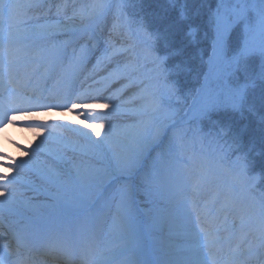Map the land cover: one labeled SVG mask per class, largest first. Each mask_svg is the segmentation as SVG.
<instances>
[{
	"label": "snow or ice",
	"instance_id": "snow-or-ice-1",
	"mask_svg": "<svg viewBox=\"0 0 264 264\" xmlns=\"http://www.w3.org/2000/svg\"><path fill=\"white\" fill-rule=\"evenodd\" d=\"M113 7L83 0L71 15L66 5L43 15L44 0H0V223L11 220L0 229V264H31L40 247L79 255L80 264L258 261L264 152L255 153L257 161L232 120L258 115L264 132V0H217L214 8L205 0H163L153 22L134 4L122 2L116 15ZM110 17L115 23L105 40ZM201 33L207 72L201 68L200 87L186 94L193 68L169 64L182 51L172 41L198 47ZM142 60L155 75L141 72L134 80ZM90 64L88 86L78 90ZM211 81L222 87L212 89ZM131 86L136 90L128 95ZM57 112L75 115L97 139L75 126L40 122ZM16 127L34 137L29 148L16 145L19 157L4 140ZM57 133L82 139L79 155L90 153L93 163L68 160L69 145ZM36 181L48 187L40 206L25 198ZM138 201L164 206L158 222L170 243L162 260L145 258Z\"/></svg>",
	"mask_w": 264,
	"mask_h": 264
},
{
	"label": "bare ground",
	"instance_id": "bare-ground-1",
	"mask_svg": "<svg viewBox=\"0 0 264 264\" xmlns=\"http://www.w3.org/2000/svg\"><path fill=\"white\" fill-rule=\"evenodd\" d=\"M81 131H82V130H81ZM84 131L89 132V134L93 136V134L91 133V130H90V129H85ZM67 136H70V134H67ZM65 140H67V139H65ZM73 145L76 146V148L79 150V147H80L81 145H83V144H82L81 142H79V141H76V142H73ZM68 160L71 161V160H74V159H70V158H69ZM84 161H85V159H83V158H79V163H83ZM74 162L77 163V161H75V160H74ZM162 215H164V208L160 209V210H159V215H158V217H156L154 220H152V221L147 225V227H146V231H147L148 234L158 233V232L163 233L162 243L165 245V247H167V246L169 245V243H170L169 237L166 236V233H167V232H166L165 228L163 227V225H162L161 223L158 222V219H159ZM137 226H138V230H139V229L142 230L141 224H139V225L137 224ZM159 230H161V231H159ZM160 233H159V234H160ZM160 252H161V250H160Z\"/></svg>",
	"mask_w": 264,
	"mask_h": 264
},
{
	"label": "rangeland",
	"instance_id": "rangeland-1",
	"mask_svg": "<svg viewBox=\"0 0 264 264\" xmlns=\"http://www.w3.org/2000/svg\"><path fill=\"white\" fill-rule=\"evenodd\" d=\"M117 3L120 5L122 2L125 3V0H116ZM251 2H257L258 0H250ZM254 58H256V60L253 61V63H257V65H255L256 69L259 70V66H260V62H261V58L259 56V54H257ZM190 92L187 91L186 94H189ZM191 100L189 99L188 103H190ZM181 107H183V104L181 105ZM123 121V120H122ZM263 136V134H262ZM262 143H264V140L262 141ZM91 161L90 160H85V164H89V163H93L92 161V158L90 157ZM140 203H142V201H138Z\"/></svg>",
	"mask_w": 264,
	"mask_h": 264
},
{
	"label": "trees",
	"instance_id": "trees-1",
	"mask_svg": "<svg viewBox=\"0 0 264 264\" xmlns=\"http://www.w3.org/2000/svg\"><path fill=\"white\" fill-rule=\"evenodd\" d=\"M258 159H260V157H258Z\"/></svg>",
	"mask_w": 264,
	"mask_h": 264
}]
</instances>
